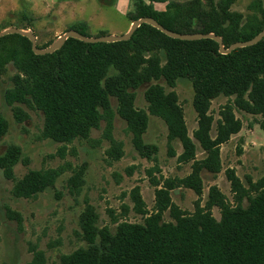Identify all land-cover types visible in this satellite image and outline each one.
<instances>
[{"label":"trees","instance_id":"obj_1","mask_svg":"<svg viewBox=\"0 0 264 264\" xmlns=\"http://www.w3.org/2000/svg\"><path fill=\"white\" fill-rule=\"evenodd\" d=\"M158 1V0H151ZM237 0H170L166 11L158 12L143 1L134 3L130 22L143 17L157 20L163 27L177 33H214L228 48L233 43L248 41L264 29V8L254 1L250 15L232 12ZM5 29V28H4ZM27 30L29 27H20ZM88 36L86 22L73 25ZM3 30V29H2ZM49 43L38 47L46 48ZM16 65L14 87L6 93L9 104L28 103L44 114L42 136L60 144L88 140L94 129L106 122V138L112 146L108 156L118 160L121 144L112 138L115 111L124 119L133 135L135 148L142 146L148 114L135 109V90L153 81L164 80L170 88L177 81L193 83V105L198 127L189 134L184 110L174 91L167 92L160 84L149 85L145 92L148 110L162 119L169 142L178 141L182 153L178 162L191 164V172L182 179L157 181L153 178L155 205L149 213L137 186L130 192L133 210L144 217L133 223L112 216L114 230L98 226L99 216L88 204L80 216L85 247L63 255L56 264H264V177L244 183L234 169H227L233 200L216 186H211L202 204L203 171L217 175L222 171L221 146L242 129L236 111L250 115L264 114V39L256 45L219 53V45L211 39L183 41L172 39L148 24H142L128 41L88 44L69 38L53 54L36 55L30 40L18 34L0 39V73L5 65ZM228 98L220 108L215 133L211 102ZM19 120L26 118L17 106ZM8 132V122L0 114V139ZM199 143L205 157L197 158ZM116 155V156H115ZM27 163L22 148L11 144L0 154V172L13 182L15 198L30 199L52 187L63 170H31L23 178L15 176V166ZM84 169L74 175L71 184L79 186ZM193 190L199 197L195 210H182L172 200L177 188ZM247 202V205L245 203ZM122 217L130 208L123 205ZM218 208L220 220L213 215ZM7 214L21 220L19 213ZM169 212L173 222H164ZM21 222V221H20ZM28 264H47L41 251H33Z\"/></svg>","mask_w":264,"mask_h":264},{"label":"rangeland","instance_id":"obj_2","mask_svg":"<svg viewBox=\"0 0 264 264\" xmlns=\"http://www.w3.org/2000/svg\"><path fill=\"white\" fill-rule=\"evenodd\" d=\"M264 0H237L231 6L232 12L250 15L252 4ZM91 21L85 33L90 37L121 35L115 33L127 25L126 19L119 17L104 0H0V32L4 28L29 27L35 33L37 44L43 46L63 35L69 27ZM3 29V30H2ZM5 72L0 73V114L8 122V132L0 139V154L11 144L22 148L27 163L15 166V176L21 179L29 171L63 170L55 184L34 198H15L12 195L13 182L0 172V264H28L33 251L45 254L47 264H56L63 255L85 247L81 236L80 216L90 204L99 216L98 226H110L113 230V211L116 217L133 223H143L144 217L133 210L130 192L139 187L149 213L155 205L153 178L162 183L166 179H182L190 174L191 164L178 162L183 149L178 141L169 142L165 122L148 110L145 92L149 85L160 84L167 92L174 91L184 110L185 122L192 136L198 127L195 111L194 88L190 80L177 81L170 88L164 80L153 81L135 90V109L148 114V122L142 135V146L135 148L133 135L127 122L116 112L117 102L112 99L115 117L112 138L120 143L118 160L110 158L107 152L112 146L106 138V122L94 129L88 140H75L71 144H60L42 136L44 114L28 103L9 104L6 93L13 88L12 78L17 74L16 65L9 62ZM228 98L219 97L211 102L210 114L214 117L212 134L216 130L219 111ZM19 107L26 118L19 120L15 113ZM243 124L241 131L221 146L222 171L211 174L203 171L201 201L204 205L209 188L216 185L232 201L227 169H234L237 176L247 183L248 177L257 181L264 177V114L250 115L236 111ZM21 118V117H20ZM197 158L205 153L198 142ZM116 156V155H115ZM84 169L79 186L71 184L74 175ZM172 200L182 210L190 213L195 210L198 195L191 189L177 188L172 191ZM123 205L130 210L125 217ZM247 205V202L245 203ZM7 209L19 213L21 222L9 216ZM220 220L218 208L212 210ZM164 222H173L169 212L163 216Z\"/></svg>","mask_w":264,"mask_h":264},{"label":"water","instance_id":"obj_3","mask_svg":"<svg viewBox=\"0 0 264 264\" xmlns=\"http://www.w3.org/2000/svg\"><path fill=\"white\" fill-rule=\"evenodd\" d=\"M142 24H148L152 27L158 29L162 33H164L166 36L177 39V40H183V41H197V40H203V39H211L218 43L219 45V53L222 55H228L232 53L234 50L240 49V48H246L253 45H256L261 40L264 39V29L256 35L254 38L248 40V41H240L233 43L230 47H226L223 39L214 33H177L171 30L166 29L163 27L157 20L151 18V17H143L138 20H135L131 23V26L129 30L121 35H105L101 37H90L85 36L81 34L80 32L76 30H67L63 35L57 37L48 47L46 48H40L37 45V37L34 32L16 28V27H10L6 28L3 31L0 32V39L2 37H5L10 34H18L23 37H26L30 40L32 44V50L34 54L36 55H47V54H53L59 49H61L65 42L69 38H74L77 40H80L82 42L88 43V44H96V43H114V42H120V41H128L131 39L134 32L142 25Z\"/></svg>","mask_w":264,"mask_h":264},{"label":"crops","instance_id":"obj_4","mask_svg":"<svg viewBox=\"0 0 264 264\" xmlns=\"http://www.w3.org/2000/svg\"><path fill=\"white\" fill-rule=\"evenodd\" d=\"M113 11L119 16L127 21V25L124 28H121L117 31H114L115 33L124 34L126 33L130 26L131 22L128 18L129 13H131L134 10V3L137 1H143L146 5H152L153 9L158 12L166 11L167 5L170 0H158V1H151V0H104ZM176 2H186L188 0H172ZM91 20L88 19L86 21L87 24H89Z\"/></svg>","mask_w":264,"mask_h":264}]
</instances>
